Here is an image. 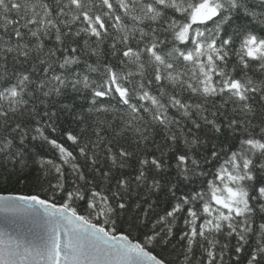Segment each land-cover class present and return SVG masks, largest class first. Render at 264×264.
Listing matches in <instances>:
<instances>
[{"label": "snow or ice", "instance_id": "obj_1", "mask_svg": "<svg viewBox=\"0 0 264 264\" xmlns=\"http://www.w3.org/2000/svg\"><path fill=\"white\" fill-rule=\"evenodd\" d=\"M13 182L0 264H264V0H0Z\"/></svg>", "mask_w": 264, "mask_h": 264}, {"label": "trees", "instance_id": "obj_2", "mask_svg": "<svg viewBox=\"0 0 264 264\" xmlns=\"http://www.w3.org/2000/svg\"><path fill=\"white\" fill-rule=\"evenodd\" d=\"M111 118V117H109ZM18 144V142H17ZM19 146V145H18ZM21 150H27L29 152L35 151L39 153L41 156L45 158H51L52 153L48 152L46 148H42L39 145H36L33 147L31 144L25 145V146H19ZM33 174H35V168L32 169ZM6 194H11V195H28V194H36V191L33 190L31 187H26L23 184H16L15 182L13 183H5L3 185H0V195H6ZM42 198L44 197L43 193H40ZM57 203H59V200H57Z\"/></svg>", "mask_w": 264, "mask_h": 264}, {"label": "water", "instance_id": "obj_3", "mask_svg": "<svg viewBox=\"0 0 264 264\" xmlns=\"http://www.w3.org/2000/svg\"><path fill=\"white\" fill-rule=\"evenodd\" d=\"M8 195V194H6ZM9 223L5 221V216L3 213H0V228L3 227H8L9 231H12L13 234L15 235V229L19 228L20 231H24L26 230L27 226H28V221L21 218V217H9Z\"/></svg>", "mask_w": 264, "mask_h": 264}]
</instances>
